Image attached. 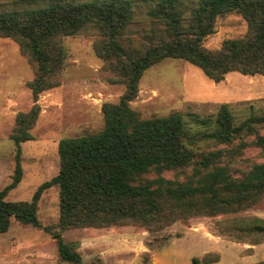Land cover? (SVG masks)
I'll return each instance as SVG.
<instances>
[{"label":"trees","instance_id":"obj_1","mask_svg":"<svg viewBox=\"0 0 264 264\" xmlns=\"http://www.w3.org/2000/svg\"><path fill=\"white\" fill-rule=\"evenodd\" d=\"M233 12L246 22L247 34L224 41L219 50L203 48L216 18ZM148 16L158 27L137 47L125 34L133 19L127 0H53L38 8L0 12V37L18 43L35 67V78L27 84L34 99L57 85L63 68L60 38L88 28L101 37L95 52L126 88L117 103L102 105L99 132L59 141V172L38 187L30 202L5 200L21 181L20 143L31 138L27 130L37 119L38 106L17 115L11 137L16 145L14 174L0 191V234L8 230L11 218L48 231L38 221L37 202L53 185L58 187L59 231L128 223L163 226L192 215L244 210L264 197V164H254L240 177H234L232 167L247 146L264 153V112L249 107L248 115L237 121L222 104L214 120H198L203 128L192 130L183 113L142 119L129 107L143 72L167 58L192 64L216 83L230 72L264 75V0H197L193 7L184 0H158ZM164 172L183 180L165 179ZM242 228L264 238L262 218L245 220ZM59 231L51 234L60 258L80 263V255ZM217 260L206 255L192 263Z\"/></svg>","mask_w":264,"mask_h":264},{"label":"rangeland","instance_id":"obj_2","mask_svg":"<svg viewBox=\"0 0 264 264\" xmlns=\"http://www.w3.org/2000/svg\"><path fill=\"white\" fill-rule=\"evenodd\" d=\"M51 1L0 0V12L38 8ZM127 1L133 19L125 34L139 47L144 35L158 27L148 16L158 0ZM196 2L184 0L188 7ZM247 31L240 14L227 13L216 18L213 32L202 46L209 51L219 50L224 41L243 38ZM100 39L92 28L61 37L63 68L57 85L34 99L27 86L35 78L34 65L18 43L0 37V191L14 174L16 145L11 137L17 128V115L28 113L34 105L39 109L35 123L27 130L30 140L20 143L21 181L7 193L6 201L30 202L38 187L59 172V141L99 132L104 125L102 105L117 103L124 94L125 84L95 52V42ZM222 104L228 105L237 121L248 115L249 107L264 112V75L230 72L216 83L192 64L167 58L143 72L129 107L142 119L183 113L186 125L196 130L203 126L195 122L214 120ZM235 160L234 177H240L254 164H264V153L247 146ZM162 176L183 180L175 172H164ZM36 213L41 226L49 230L11 218L8 230L0 234V264H74L60 258L51 234L59 231L57 186L42 192ZM253 218L264 219V197L244 210L192 215L163 226L128 223L70 228L59 234L80 255L78 264H193L192 259L200 262L206 255L218 259L210 264H254L264 261V238L242 228L245 220Z\"/></svg>","mask_w":264,"mask_h":264}]
</instances>
